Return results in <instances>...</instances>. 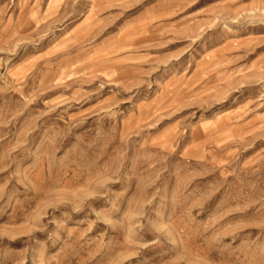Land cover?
<instances>
[{"label":"rangeland","instance_id":"obj_1","mask_svg":"<svg viewBox=\"0 0 264 264\" xmlns=\"http://www.w3.org/2000/svg\"><path fill=\"white\" fill-rule=\"evenodd\" d=\"M0 264H264V0H0Z\"/></svg>","mask_w":264,"mask_h":264}]
</instances>
